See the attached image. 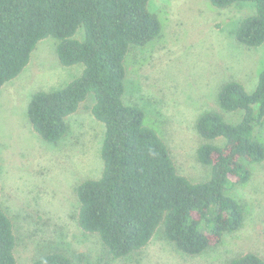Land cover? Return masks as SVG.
<instances>
[{
  "label": "trees",
  "instance_id": "1",
  "mask_svg": "<svg viewBox=\"0 0 264 264\" xmlns=\"http://www.w3.org/2000/svg\"><path fill=\"white\" fill-rule=\"evenodd\" d=\"M215 9L240 3L254 7L232 31L248 48L264 44V0H208ZM149 0H0V88L27 66L37 43L56 39V55L80 74L58 89L38 91L30 99L27 119L41 140L55 144L66 132V118L90 94L91 115L104 128L98 178L75 189V221L84 233L98 236L114 260L143 250L155 235L182 256L197 257L223 245L244 224L248 208L236 189L251 178L250 166L264 160V67L254 90L225 82L217 95L223 113H241L237 122L205 111L195 123L202 139L198 161L209 178L193 183L177 172L168 147L148 127L138 106L123 100L126 57L131 47L157 42L161 22L148 9ZM82 37H76L78 32ZM220 139L223 145L213 142ZM1 194V192H0ZM13 226L1 208L0 264H16ZM29 264H73L59 251L47 252ZM226 264H264L247 252Z\"/></svg>",
  "mask_w": 264,
  "mask_h": 264
},
{
  "label": "rangeland",
  "instance_id": "2",
  "mask_svg": "<svg viewBox=\"0 0 264 264\" xmlns=\"http://www.w3.org/2000/svg\"><path fill=\"white\" fill-rule=\"evenodd\" d=\"M148 9L160 19L161 34L147 47H131L123 100L142 109L146 125L155 124L147 126L161 135L177 172L200 183L210 170L196 156L202 143L197 118L215 111L237 122L240 112L223 113L218 107L220 88L236 81L251 93L264 67V44L248 48L232 34L254 7L240 3L215 9L208 0H149ZM56 46L52 37L39 41L23 71L0 88V197L16 237V264L53 251L73 264H226L247 252L264 259V160L250 166V180L236 189L248 208L243 227L200 256L180 255L158 234L139 253L114 260L97 235L79 229L75 189L102 171L104 128L91 115L93 97L89 94L66 118V132L55 144L41 140L27 119L34 93L58 89L81 72L78 65L59 63ZM213 143L223 145L220 139Z\"/></svg>",
  "mask_w": 264,
  "mask_h": 264
}]
</instances>
